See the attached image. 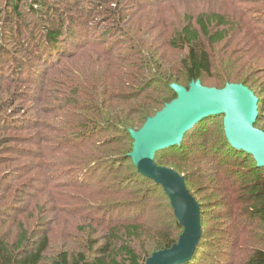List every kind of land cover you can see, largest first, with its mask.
<instances>
[{
    "label": "rangeland",
    "instance_id": "rangeland-1",
    "mask_svg": "<svg viewBox=\"0 0 264 264\" xmlns=\"http://www.w3.org/2000/svg\"><path fill=\"white\" fill-rule=\"evenodd\" d=\"M29 3L30 0L18 1L22 15L13 18L6 12L11 0H0V29L3 28L0 50L4 51L0 55V242L14 244L24 235L34 247L47 236L49 247L42 264H53L58 254L82 252L81 246L97 230L99 233L91 238L100 242L105 230L94 221L93 218L99 220L101 215L91 206L99 209L106 202L102 197L105 188L116 184L119 176H130L134 170L130 162L100 171L93 182L83 174L77 176L79 173L71 164L84 148L80 151L71 148L75 142L74 131L67 124L71 117L67 111L60 110L69 85L61 71L70 67L71 62L73 65L82 59L83 50H137L142 48L137 45L147 39L154 42L153 50H171L166 42L188 15L195 17L212 11L223 14L230 23L244 22L252 30L257 26L256 18H264V0H42V9L37 8L41 14L33 11ZM68 16L85 18L87 30L93 35L90 43L82 35L62 39L59 46L63 52L54 53L51 60L43 62L37 56L41 52L48 55L44 47L45 28L57 26L62 19L68 20ZM160 24L162 28L158 29ZM127 28L133 30L130 41L123 35ZM145 28L155 33L146 35ZM232 29L233 34L236 29ZM103 32L108 34L107 44L99 40ZM98 42L103 44L95 46ZM64 53L77 56L71 61L63 57ZM55 63L54 67L61 64L58 74L51 72ZM13 78L22 82L12 83ZM207 81L212 83L210 79ZM80 114L86 115V112ZM259 123L264 126V117ZM222 132L223 117H215L189 137L186 149L163 152L159 156L166 166L173 167L171 160L192 158L197 154L194 144ZM110 134L98 132L91 135L94 141L90 142L99 144ZM249 166H253L252 160ZM147 186L136 181L125 184L123 189L128 200L148 201L143 216L147 234L136 247L140 253L150 250L145 242L155 234L158 238L167 228H174L172 215L166 210V196L162 192L146 195ZM193 187L200 190L199 196L203 199L209 194L203 185ZM218 200H222L220 196H210L207 200L204 228L209 237L192 264H236L243 262L252 249L264 250V224L251 221L248 233L239 236V222L233 220L229 207L216 203ZM229 201L235 209L237 202ZM102 218L106 219L105 215ZM108 218L113 222L118 219L115 214Z\"/></svg>",
    "mask_w": 264,
    "mask_h": 264
},
{
    "label": "trees",
    "instance_id": "trees-1",
    "mask_svg": "<svg viewBox=\"0 0 264 264\" xmlns=\"http://www.w3.org/2000/svg\"><path fill=\"white\" fill-rule=\"evenodd\" d=\"M18 1L25 0H11L6 10L13 18L22 15L18 10ZM29 6L37 14L42 13L38 10L43 7L42 0H30ZM67 19H62L55 27L45 28L44 47L48 55H42L41 52V55L37 56L43 62L46 59L51 60L50 57L53 58L54 53L63 52L59 46L62 39L79 38L81 35L88 42L92 39L93 35L88 32L84 17L68 16ZM256 22L257 26L250 30L246 23H230L226 16L212 11L195 17L188 15L180 28L174 31V36L166 42L171 50H153L154 42L147 39L137 45L142 46L137 50H110L104 47L105 50H83L80 55L83 58L73 65L71 62L70 67L63 70L59 69L61 64L56 67V63L53 64L54 69L51 72L58 74L62 70L61 75L69 85L61 99L60 110L67 111L71 117L67 123L75 134V142L71 148L77 151L84 148L83 152L75 155L71 164L76 167L79 173L77 176L83 174L93 182L95 175L100 171L117 167L121 163L124 165L123 163L131 162L133 165L129 157L134 144L130 131L140 130L149 118L177 99L172 85L189 89L192 83L200 82L203 87L215 89H224L229 84L247 87L258 99L259 115L255 128L264 132V126L259 123L264 117V18H256ZM160 28L161 24L158 29ZM232 28L236 29L233 34ZM145 33L152 35L155 32L145 28ZM132 34V28H127L123 35L130 41ZM101 36L99 40L107 44L108 34L103 32ZM103 43L98 42L95 46ZM219 44L222 46L217 50ZM46 45L47 48L53 49L47 50ZM3 52L0 50V55H4L1 54ZM60 53L55 56L61 55ZM62 55L69 57L71 61L77 56H66L65 53ZM207 79L212 80V83ZM16 81L22 82L16 78L11 80L12 83ZM80 112H86V115H81ZM215 117H223L222 133L215 137L208 135L203 142L194 144L192 147L197 149V154L192 158L171 160L173 167L165 165V161L159 156L160 153L186 149L189 137L197 133L200 125ZM98 132L111 134L98 142L99 144L91 143L90 141H94L91 135ZM125 146L127 149H124ZM163 152L156 154V165L170 168L184 177L188 191L200 205L202 236L193 259L187 264L195 262L205 239L209 237L204 227L207 216L206 203L210 196H220L222 200L216 203L231 209L233 220L239 222V236L248 233L246 231L251 221L259 220L264 224V168L258 167L252 156L229 144L224 130V116L202 120L185 133L179 146ZM250 160L253 161V166H249ZM133 167V174L119 176L116 184L105 188L102 197L106 202L99 206L100 210L91 206L96 214L101 215V218L105 215L107 219L93 218L98 226L105 230L100 242L91 238L99 233L97 230L91 234L90 240L87 239L85 245L81 246L82 252L58 254L53 264H146L154 253L172 249L178 243L183 229L179 226L164 190L141 176L134 165ZM136 181L148 184L146 195L162 192L166 196V210L171 213L174 226L167 228L166 233L160 237L157 238L155 234V237L146 241L145 244L150 250L141 253L136 247L140 239L147 234L144 232L143 216L148 201L128 200L124 197L127 192L123 190L125 184ZM195 184L206 187L209 194L205 199L199 196L198 188L194 190ZM230 199L237 202L234 204L237 205L235 209ZM113 214L118 217L114 222L108 218V215ZM102 243L104 244L101 245ZM29 244L24 235H20L14 244L1 241L0 264H42L49 247L47 236L34 247ZM252 250L243 262L236 264H264V250Z\"/></svg>",
    "mask_w": 264,
    "mask_h": 264
},
{
    "label": "water",
    "instance_id": "water-1",
    "mask_svg": "<svg viewBox=\"0 0 264 264\" xmlns=\"http://www.w3.org/2000/svg\"><path fill=\"white\" fill-rule=\"evenodd\" d=\"M171 88L177 99L149 118L140 130L130 131L134 144L129 157L133 165L141 176L162 187L183 229L172 249L154 253L146 264H187L202 236L200 205L188 191L185 178L156 165V154L179 146L185 133L202 120L224 116L229 144L252 156L257 166L264 168V132L255 128L258 99L247 87L229 84L215 89L195 82L189 89L177 85Z\"/></svg>",
    "mask_w": 264,
    "mask_h": 264
}]
</instances>
